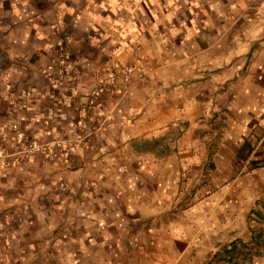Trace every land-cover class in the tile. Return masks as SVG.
I'll return each mask as SVG.
<instances>
[{
	"label": "crops",
	"instance_id": "obj_1",
	"mask_svg": "<svg viewBox=\"0 0 264 264\" xmlns=\"http://www.w3.org/2000/svg\"><path fill=\"white\" fill-rule=\"evenodd\" d=\"M34 22L0 37V147H18L2 132L11 85L29 92L14 113L24 133L68 149L0 169V264H15V250L54 252L38 264H264V20L225 51L222 36L190 53L141 30L113 50L103 31L72 39L71 74L57 84L41 70L60 30ZM112 56L149 76L99 86Z\"/></svg>",
	"mask_w": 264,
	"mask_h": 264
},
{
	"label": "rangeland",
	"instance_id": "obj_2",
	"mask_svg": "<svg viewBox=\"0 0 264 264\" xmlns=\"http://www.w3.org/2000/svg\"><path fill=\"white\" fill-rule=\"evenodd\" d=\"M232 2L238 5L231 6ZM98 3L101 6L97 8ZM245 3L250 4L247 12L233 11L234 8H242L240 4ZM262 3L263 0H0V37L6 43L12 32L16 37L23 36L24 32L31 29L34 21L45 32L58 28L62 38L57 43L55 52L64 47L71 53L72 60L75 54L71 48V40L89 34L94 36L100 31H103V34H98L101 42H110L111 50L115 48V41L132 38V35L141 30L144 37L168 38L175 51L179 50L180 53L200 51L213 44L215 38L222 36L225 51V48H230V42L235 38L240 44H245L247 39L262 34ZM77 20L80 23H75ZM154 23H159V28L156 25L152 29ZM54 60L55 55L42 68L41 73ZM108 63L118 71V81L121 82L124 71L130 70L127 84L131 82L133 73H138L142 78L149 76V66L138 62L123 65L113 56L110 61L105 60L96 73L101 72ZM56 196L58 197L57 194H51L52 201L45 206V214H54ZM0 255L6 257L4 253ZM37 256L36 260H32ZM54 256V252L23 253L19 250L8 254V258H13L15 264H38V260L53 261Z\"/></svg>",
	"mask_w": 264,
	"mask_h": 264
},
{
	"label": "built area",
	"instance_id": "obj_3",
	"mask_svg": "<svg viewBox=\"0 0 264 264\" xmlns=\"http://www.w3.org/2000/svg\"><path fill=\"white\" fill-rule=\"evenodd\" d=\"M55 60L48 67L44 68L42 74L49 79L52 84H57L65 80L71 74L72 57L71 53L64 47H60L55 53ZM129 71H124L123 81H118V71L113 69L111 64L106 66L97 73L96 79L99 86H111L112 89H118L127 85ZM7 93L11 96V104L16 107L8 112L5 124L3 126V135L8 142L17 144V148L9 150L0 147V169L6 166H16L22 164L27 158L40 154L46 158H62L66 156L68 146L62 141L39 142L27 136L21 122L15 118V110L25 109L28 107L29 92L24 91L19 97L15 96L11 85L7 86ZM65 191L67 187L61 186Z\"/></svg>",
	"mask_w": 264,
	"mask_h": 264
}]
</instances>
